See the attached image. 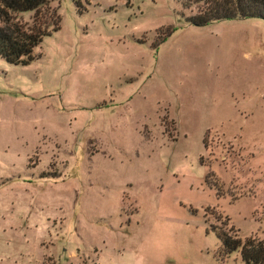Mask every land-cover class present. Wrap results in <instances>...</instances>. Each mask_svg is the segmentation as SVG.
<instances>
[{
    "label": "rangeland",
    "instance_id": "374dc122",
    "mask_svg": "<svg viewBox=\"0 0 264 264\" xmlns=\"http://www.w3.org/2000/svg\"><path fill=\"white\" fill-rule=\"evenodd\" d=\"M79 5L0 59V264H244L215 232L264 241V21Z\"/></svg>",
    "mask_w": 264,
    "mask_h": 264
},
{
    "label": "trees",
    "instance_id": "16d2710c",
    "mask_svg": "<svg viewBox=\"0 0 264 264\" xmlns=\"http://www.w3.org/2000/svg\"><path fill=\"white\" fill-rule=\"evenodd\" d=\"M79 7V0H71ZM182 6L195 7L185 21L196 27L233 19L257 18L264 21V0H180ZM52 0H0V59L25 66L32 50L44 36L59 28V16ZM30 13L29 21L21 15ZM170 33V32H169ZM168 33V34H169ZM167 34V35H168ZM226 253L238 251L244 264H264V241L254 237L240 239L233 227L215 232Z\"/></svg>",
    "mask_w": 264,
    "mask_h": 264
}]
</instances>
